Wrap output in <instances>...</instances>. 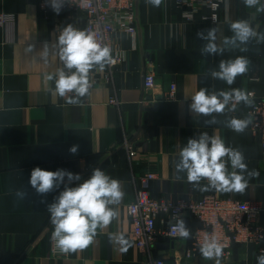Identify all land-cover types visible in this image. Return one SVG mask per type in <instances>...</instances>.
<instances>
[{"label": "crops", "instance_id": "obj_1", "mask_svg": "<svg viewBox=\"0 0 264 264\" xmlns=\"http://www.w3.org/2000/svg\"><path fill=\"white\" fill-rule=\"evenodd\" d=\"M264 3V0H262ZM174 0H164L154 7L139 0L136 5L137 38L126 34L113 35L125 54L123 63L101 71H92L90 94L77 105L67 104L54 96V81L47 75L62 67L58 56L50 55L48 64L39 60L45 42L56 43L63 27L71 24L86 29L82 12L64 5L57 14L46 0H0V15L12 14L14 22L0 27V264H142L143 251L132 240V220L128 206L135 201L140 178L148 172L156 174L150 184L153 199L177 202L198 201L212 195L235 201H255L264 206V163L260 142L252 135L251 123L243 133L225 126L231 117H249L251 106L243 103L235 112L216 115L217 124L206 123L210 117L190 111L191 96L201 87L211 91L240 88L264 97V42L255 39L247 51L227 48L216 56L200 55L205 43L196 33L217 29V44L232 35L230 24L248 20L258 33L264 34V13L248 8L243 0H229L220 13V21L207 22L209 10L201 8L192 20ZM29 44L34 45L29 53ZM245 56L250 60L246 74L233 85L213 79L221 60ZM155 76V88L148 91L144 79ZM177 87L175 97L166 94ZM201 132L219 135L226 146L242 150L248 170L258 172L247 177L243 193L201 192L194 190L186 173L176 179L175 163L180 149L189 138ZM78 145L76 154L69 149ZM129 150L135 152L130 158ZM56 171L64 169L79 174L82 182L94 168L105 171L122 183L125 193L119 205V218L99 231L94 243L67 257L51 256V234L48 205L63 185L46 195L36 193L29 183L33 168ZM230 168V166H229ZM65 182H67L65 178ZM202 181L201 184H206ZM24 200L16 196L22 189ZM164 214L156 220L159 234L152 249L165 264H214L193 250L191 239H171L164 235ZM192 231L200 224L189 214L183 217ZM264 228V212L259 218ZM110 233H122L131 246H121L109 239ZM264 254V242L234 245L230 259L224 264H257Z\"/></svg>", "mask_w": 264, "mask_h": 264}, {"label": "clouds", "instance_id": "obj_2", "mask_svg": "<svg viewBox=\"0 0 264 264\" xmlns=\"http://www.w3.org/2000/svg\"><path fill=\"white\" fill-rule=\"evenodd\" d=\"M64 2L65 0H51L53 11L58 14ZM163 2L164 0H146L147 4L157 8ZM243 3L248 8H255L258 13H264L262 0H243ZM230 31L232 35L225 37L222 45L216 42V27L198 31L197 37L205 42L200 55H222L227 48L246 52L251 40L264 42V34L258 33L248 20L231 22ZM27 51L33 53L34 45L29 44ZM50 55L58 56L62 64V67L46 77L48 81H54L52 94L64 98L65 102L71 105L79 104L81 98L90 94L92 71L102 72L114 62L112 49L98 40L95 32L77 29L71 24L63 27L56 43H44L39 51V60L48 64ZM250 63L245 56L221 60L218 70H212L210 75L213 79L224 81L231 86L238 76L248 72ZM253 96V93L240 88L210 92L207 87H201L190 97L189 108L193 114L210 117L206 123L214 125L218 123L216 115H222L226 111L235 112L241 103L251 106ZM224 123L232 131L243 133L251 123V118L231 117ZM69 151L76 154L78 145H73ZM175 171L177 180L182 179L181 173H186L187 181L192 184L193 189L201 192L215 190L243 193L248 187L245 173L247 177L258 176L255 170H248L242 150L226 146L221 136H210L206 132L187 140L179 151ZM81 180L79 174L64 169L49 171L35 167L30 174L29 183L39 195L51 193L63 185V190L47 208L53 226L52 246L63 254L77 253L92 245L98 230L103 231L113 221L118 220L119 205L125 196L121 181L99 168H94L89 178L71 186L73 182ZM202 181L207 183L202 185ZM26 195L23 188L16 191V196L21 200H24ZM172 232L182 239H191V230L185 219H177L172 225ZM109 239L120 245L121 251H126L131 246L122 233H110ZM223 248L224 245L216 235L206 234L199 251L205 260L221 264ZM257 264H264V254L257 257Z\"/></svg>", "mask_w": 264, "mask_h": 264}, {"label": "built area", "instance_id": "obj_3", "mask_svg": "<svg viewBox=\"0 0 264 264\" xmlns=\"http://www.w3.org/2000/svg\"><path fill=\"white\" fill-rule=\"evenodd\" d=\"M51 3V0H46ZM139 0H65L64 5L71 7L75 12H82L86 19V30L96 33L97 39L112 49L113 68L125 60V54L116 44L113 35L126 34L135 42L137 38L136 5ZM178 7H187L189 10L184 16L192 20L201 8L209 10V15L203 17L207 22L220 21V13L229 0H174ZM14 22L12 14L0 15V27ZM144 87L150 91L155 88V76L148 73L144 79ZM177 87L171 86L166 98L175 97ZM253 93V92H251ZM254 94V93H253ZM252 135L260 142L263 151L264 163V97L253 96V103L249 110ZM130 158L135 152L129 150ZM153 172H148L140 178V185L136 190V198L128 206L132 220V240L135 246L144 252L142 264H165L164 260L157 259L152 254L154 244L159 237L156 231V220L164 214L166 226L164 235L171 239H181L172 232V225L177 219H183L189 214L199 222V226L191 231L193 250L199 251L200 244L206 234L216 235L224 245L221 258L224 262L230 259L232 249L236 244H256L264 242V228L259 218L264 212V206L255 201H235L221 199L216 196H203L198 201L180 200L177 202L158 201L153 199L150 184L156 180ZM51 256L55 258L67 257L59 250L54 249L51 242ZM212 261V260H209ZM214 262V261H212ZM221 262V264H224Z\"/></svg>", "mask_w": 264, "mask_h": 264}]
</instances>
